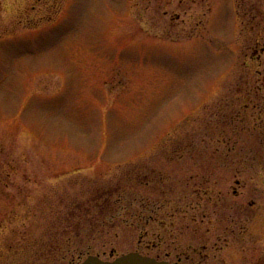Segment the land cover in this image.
<instances>
[{
    "label": "rangeland",
    "instance_id": "rangeland-1",
    "mask_svg": "<svg viewBox=\"0 0 264 264\" xmlns=\"http://www.w3.org/2000/svg\"><path fill=\"white\" fill-rule=\"evenodd\" d=\"M263 186L264 0H0V264H231Z\"/></svg>",
    "mask_w": 264,
    "mask_h": 264
},
{
    "label": "flooded vegetation",
    "instance_id": "flooded-vegetation-1",
    "mask_svg": "<svg viewBox=\"0 0 264 264\" xmlns=\"http://www.w3.org/2000/svg\"><path fill=\"white\" fill-rule=\"evenodd\" d=\"M238 194L232 219L231 264H264V186L250 190L247 199Z\"/></svg>",
    "mask_w": 264,
    "mask_h": 264
},
{
    "label": "water",
    "instance_id": "water-1",
    "mask_svg": "<svg viewBox=\"0 0 264 264\" xmlns=\"http://www.w3.org/2000/svg\"><path fill=\"white\" fill-rule=\"evenodd\" d=\"M78 264H170L168 261L158 260L154 257L143 255L139 252H130L115 258L105 260L98 255H89L85 260Z\"/></svg>",
    "mask_w": 264,
    "mask_h": 264
}]
</instances>
